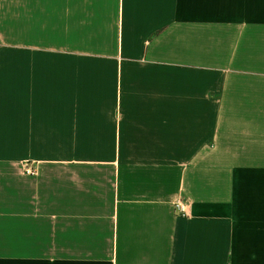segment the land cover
<instances>
[{"label": "crops", "instance_id": "crops-1", "mask_svg": "<svg viewBox=\"0 0 264 264\" xmlns=\"http://www.w3.org/2000/svg\"><path fill=\"white\" fill-rule=\"evenodd\" d=\"M0 264H264V0H0Z\"/></svg>", "mask_w": 264, "mask_h": 264}, {"label": "built area", "instance_id": "built-area-1", "mask_svg": "<svg viewBox=\"0 0 264 264\" xmlns=\"http://www.w3.org/2000/svg\"><path fill=\"white\" fill-rule=\"evenodd\" d=\"M27 171H28V172H31V171H34V170H32L31 168H27ZM177 208H178L182 213H185V214L187 213V210H186L184 204L178 202V203H177Z\"/></svg>", "mask_w": 264, "mask_h": 264}]
</instances>
